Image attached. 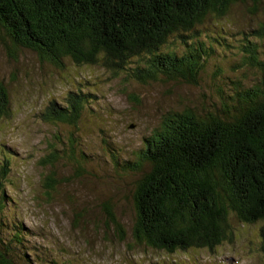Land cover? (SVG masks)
Here are the masks:
<instances>
[{
	"label": "trees",
	"instance_id": "trees-1",
	"mask_svg": "<svg viewBox=\"0 0 264 264\" xmlns=\"http://www.w3.org/2000/svg\"><path fill=\"white\" fill-rule=\"evenodd\" d=\"M235 8L257 21L255 29L240 32L237 44L243 55L235 68L246 71L248 79L225 76L227 88L215 81L211 88L203 87L204 64L226 43L218 33L202 38L199 28L226 19ZM258 13L264 17V0H0V42L8 55L29 50L58 70L65 61L77 67L98 66L112 77L125 74L138 86L177 83L204 88L201 100L162 112L124 161L114 156L122 151L109 145L114 176L131 178L132 242L172 264H198L189 255L200 252L208 253L209 263L229 264L218 260L216 251L234 244L233 221L261 224L256 243L250 245L264 264V54L251 41L264 39V20ZM219 74L213 73V78ZM130 98L139 102L135 94ZM93 100L81 88L70 91L59 104L50 101L41 120L78 129ZM10 113L9 95L0 80V123ZM77 145L71 136L63 155L54 145L47 146L48 155L40 161L48 171L43 179L47 193L62 185L54 167L60 160L70 164L77 180L90 174ZM12 156L3 153L0 161V264H59L56 259L45 263L37 255L30 257L28 251L22 254V226L8 224V208L16 206L6 194L14 186ZM75 212L76 221L86 216L84 209ZM99 217L105 236L115 232L125 241L115 205L102 203ZM4 231L8 238L3 239ZM180 254L185 260L171 259Z\"/></svg>",
	"mask_w": 264,
	"mask_h": 264
},
{
	"label": "rangeland",
	"instance_id": "rangeland-1",
	"mask_svg": "<svg viewBox=\"0 0 264 264\" xmlns=\"http://www.w3.org/2000/svg\"><path fill=\"white\" fill-rule=\"evenodd\" d=\"M239 9H233L220 22L199 28L202 38L208 39L211 32L218 33L224 35L226 43L225 47L215 48L210 60L204 64L203 87L211 88L215 81L227 88L229 79H248L244 74L246 71L235 68L243 55L237 44L240 32L255 29L257 21L252 19L255 17L245 18ZM257 15L264 20L261 13ZM251 41L258 44L261 55L264 54V39L252 38ZM216 72L220 74L214 79L212 74ZM225 76L229 79L224 81ZM0 80L8 92L11 109L10 118L0 123V161L3 153L13 154L9 164L10 181L14 186L7 189L6 194L16 203L13 210L8 208L10 217L7 221L22 226L26 241L25 249H20L22 254L28 251L30 257L37 255L45 263L56 259L59 264H172L167 262L169 259H164L166 256L132 242L131 178L114 176L110 153L116 147L122 151L121 156L113 151L119 162L127 159V153L130 155L139 146L162 112L190 104L194 99L201 100L204 88L177 83L138 86L132 80H126L125 74L112 77L101 67H77L67 61L63 69L58 70L41 62L29 50L8 55L2 42ZM79 88L91 94L94 100L88 104L78 129L50 125L41 120L40 114L50 101L59 104L68 92ZM132 94L138 97L137 104L130 98ZM71 136L78 143L76 152L86 155L84 164L90 174L77 180L73 178L70 164L60 160L54 167L56 177L63 182L49 194L43 188L48 171L40 161L48 155V145H54L63 155ZM102 141H107L108 145H103ZM106 201L116 207L117 218L125 232L124 242L118 240L115 232L109 237L103 234L105 223L99 217V206ZM77 209L86 210L84 219L75 220ZM232 227L236 229L235 242L218 248L217 259L229 264H263L250 245L256 243L261 224L242 226L233 221ZM2 237L9 236L4 231ZM184 256L180 254L171 259L183 261ZM189 256H194L198 264H213L209 263L206 252L190 253Z\"/></svg>",
	"mask_w": 264,
	"mask_h": 264
},
{
	"label": "bare ground",
	"instance_id": "bare-ground-1",
	"mask_svg": "<svg viewBox=\"0 0 264 264\" xmlns=\"http://www.w3.org/2000/svg\"><path fill=\"white\" fill-rule=\"evenodd\" d=\"M198 258V257H197Z\"/></svg>",
	"mask_w": 264,
	"mask_h": 264
}]
</instances>
